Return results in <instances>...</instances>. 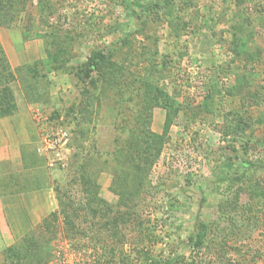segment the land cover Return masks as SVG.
Listing matches in <instances>:
<instances>
[{
    "label": "rangeland",
    "instance_id": "374dc122",
    "mask_svg": "<svg viewBox=\"0 0 264 264\" xmlns=\"http://www.w3.org/2000/svg\"><path fill=\"white\" fill-rule=\"evenodd\" d=\"M26 1L13 25L0 26V59L12 73L1 86L12 89L17 107L4 117H27L31 151L23 172L0 165L1 187H52L62 207H77L86 200L83 169L109 209L106 218L68 222L71 210L61 212L57 202V214L29 233L30 245L5 248L0 264H187L193 254L218 260L208 250L193 252L199 234L230 240L231 264H264V0H172L162 8L156 0ZM1 40L11 43L9 55L28 49L32 57L12 66ZM99 50L121 62L122 87L138 75L135 86L161 87L184 103L135 195L121 194L134 177L112 157L128 140L129 131L119 130L136 122L141 98L119 101L103 76H86L85 63ZM156 65L162 75L152 72ZM84 89L93 105L81 117ZM166 119L156 106L146 123L162 134ZM62 131L67 140L46 150L44 139ZM240 186L239 202H230Z\"/></svg>",
    "mask_w": 264,
    "mask_h": 264
},
{
    "label": "trees",
    "instance_id": "16d2710c",
    "mask_svg": "<svg viewBox=\"0 0 264 264\" xmlns=\"http://www.w3.org/2000/svg\"><path fill=\"white\" fill-rule=\"evenodd\" d=\"M171 1L172 0H156L153 2V6L160 8L167 7L169 6ZM25 2L27 1L0 0V26L13 25L18 12L26 8ZM162 2H164V4ZM85 67L86 76L90 77L93 73H96L98 77L103 76L106 79V81L108 82V87L109 85L116 86V93H118L117 97L120 99L119 101H134L136 100V96H140L141 98V103H138L137 109L135 108L133 112L136 122L131 128L128 127V129L123 128L119 130L122 133H126L127 130L129 131V134L127 135L128 140L120 142V148H116L114 150L112 157V160L121 166L120 170L124 172L126 177H134V183L125 185V182H123V184H121V194L135 195L138 193L144 183V181H142V178H144V174L142 172L144 170V165H146V167L148 168H151L152 165H154L160 157L163 145L167 141V133L170 130V126L174 119V116L178 115L180 111H183L182 104L184 103H179L178 101H176L161 87H152L145 82H143V87L135 86L134 81L140 80V77H138V75H135V78L133 79L134 81L132 83L127 82V84H125V87H122L119 80L120 76H122V73H124L121 62L112 61V59L109 58L108 55H105L102 50H99L92 56H90L89 60L85 63ZM153 69L154 70H152V72H156L162 75L163 68H157L156 65L153 66ZM4 70L7 75H0V118L10 115L17 108L12 89L9 86H1L2 82H5L6 84V82H8L12 78V73L9 72L10 69L8 64H2V60L0 59V72H3ZM140 88L142 90V93L139 92ZM90 94L91 92L89 89H84L83 103L79 108V114L81 115V117H85L86 113L93 105V97ZM185 103L190 102L188 100H185ZM156 106L166 109L167 112L165 130L162 134H157L151 131L150 127L147 126V123H150L152 120L153 109ZM239 116L240 115H238V117ZM240 121L239 118L234 120V122H237L238 124H241ZM81 122L82 121L80 120V123ZM230 131V129L225 130V134H227V136L229 134H232V132ZM118 141L119 139H116V142ZM34 152H36V149H34ZM34 152H32L31 155H35ZM27 157L28 156L26 155L24 157V160H26ZM81 171V179L79 180V182L83 186L82 192H84L86 200L81 202L77 207H73L71 205L72 203H74V201H71L68 206L62 207V201L56 193L58 206L62 207L61 212L63 210H71L70 213H67L69 214L67 215L68 222L73 221V216L79 217L81 215H83L84 220H88V217L94 218L97 216L106 218L108 216L107 210L109 209V205L106 201L98 196L97 183L92 182L89 174L85 173L83 169ZM136 176H138V179L136 178ZM41 187L42 186H37L33 188ZM241 187L242 186L238 187L240 189L235 192L234 198L230 202H239L238 200L240 198V194L242 193ZM7 193L9 192L4 191L0 185V194ZM259 194L261 196H264V189H261ZM56 212L57 211L53 212L51 215L57 214ZM125 215H127V213L124 212L120 214V217L122 218ZM113 223H116V220H113ZM29 238L30 236L28 234L23 239H21L23 245H25L26 243L24 241H26L27 239L29 240ZM231 239L235 240L234 238ZM229 241L230 240L222 237L219 240L215 239L213 241L207 242L205 239V235L199 234L196 236L195 242L193 243V252L196 253V251L208 250L207 254L215 255L218 260L207 261L206 258L200 257L199 254L196 257L193 254V258H191L189 262H183L187 264H231L230 259L227 258L225 254ZM29 245L30 244H28V246ZM14 249L15 247L12 250L13 252ZM5 255L11 260L10 254L5 253Z\"/></svg>",
    "mask_w": 264,
    "mask_h": 264
},
{
    "label": "crops",
    "instance_id": "0c3cea01",
    "mask_svg": "<svg viewBox=\"0 0 264 264\" xmlns=\"http://www.w3.org/2000/svg\"><path fill=\"white\" fill-rule=\"evenodd\" d=\"M1 42L12 66L25 63L32 57L28 49L9 55L7 48L11 43ZM31 136L32 126L26 116L0 118V165H10L15 172H23L24 157L31 151L28 150ZM1 176L4 174L0 170ZM56 208L57 200L52 187L26 188L0 194V256L5 248L36 229Z\"/></svg>",
    "mask_w": 264,
    "mask_h": 264
},
{
    "label": "built area",
    "instance_id": "2783aa9c",
    "mask_svg": "<svg viewBox=\"0 0 264 264\" xmlns=\"http://www.w3.org/2000/svg\"><path fill=\"white\" fill-rule=\"evenodd\" d=\"M60 136L58 138H52V137H48L45 138V149L46 150H53L55 149L61 142V140L64 139V141L67 140V132L66 131H62L61 133H59ZM41 149H38V151H40Z\"/></svg>",
    "mask_w": 264,
    "mask_h": 264
}]
</instances>
